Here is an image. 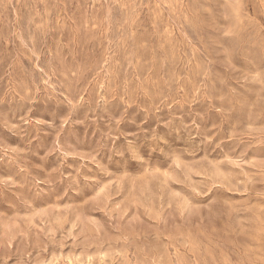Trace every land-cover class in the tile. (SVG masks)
I'll return each mask as SVG.
<instances>
[{
  "label": "rangeland",
  "instance_id": "374dc122",
  "mask_svg": "<svg viewBox=\"0 0 264 264\" xmlns=\"http://www.w3.org/2000/svg\"><path fill=\"white\" fill-rule=\"evenodd\" d=\"M0 264H264V0H0Z\"/></svg>",
  "mask_w": 264,
  "mask_h": 264
}]
</instances>
